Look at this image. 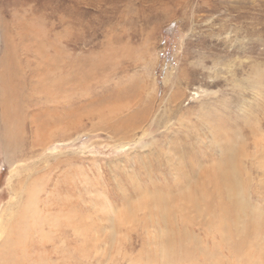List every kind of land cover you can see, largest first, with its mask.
<instances>
[{"label": "rangeland", "instance_id": "1", "mask_svg": "<svg viewBox=\"0 0 264 264\" xmlns=\"http://www.w3.org/2000/svg\"><path fill=\"white\" fill-rule=\"evenodd\" d=\"M43 43L54 45L51 55H56L61 47L71 56L83 54L93 59L91 54L102 51L104 46L115 45L126 51L129 46L140 44L146 51V46L147 54L129 52V61L137 60L139 65L126 70V74H144L146 86L141 105L148 103L152 112L149 120L142 121L133 132L132 139L123 140L128 132L122 130L116 135L110 127L89 132L92 125L84 120L85 129L58 134L57 139L40 143L34 150L28 124L24 136L17 134V152L11 154L14 161L0 150V216L17 201L14 184L22 175L40 173L57 159H69L84 169L85 177L84 180L72 174V179L77 176L74 184L81 188L78 192L72 185L81 196L85 226L78 235L72 230L70 264H162L171 256L163 242H172V238L176 245L180 239L176 236L178 229L164 241L157 229H165L166 222L155 220L145 232V240L142 234L132 233V224L123 220L128 208L120 200L118 190L133 191L127 174H141L135 159L146 154L148 145L157 138H189L208 150L225 145L231 139L229 133L237 140L235 146L240 155L236 154V161L251 168L245 175L238 164L236 170L242 169L240 179L245 186H252L250 199L264 211L262 145L261 154L256 151L254 157L253 153V145L264 134V0H0V62L10 51L11 71L20 75L26 98L33 99L37 92L33 89L35 78L23 56ZM30 58L32 65L38 60L35 53ZM96 59H87L84 73L93 72V65L100 67V59ZM124 73L121 70L119 77ZM101 76L102 67L88 79L86 92L101 95L102 89L92 85L93 79ZM6 91L8 87L0 78V113ZM224 116L227 121L222 119L218 124L229 133L223 131L227 134L215 139L207 124L214 121L216 126V121ZM244 151L252 158L248 160ZM219 157L221 154L217 153L215 158ZM209 160L210 157L206 162ZM58 166L53 178L42 175L35 179L40 188L50 191L56 186L59 170H66L65 164ZM22 226L28 228L25 218ZM198 234L205 238L203 232ZM211 237L205 240L209 248L214 245L208 240L218 246L229 243L215 231ZM245 239L242 247L247 248L248 254L243 255H249L253 264H264V231L258 230ZM232 240L236 243L235 238ZM226 256V261L236 264L228 252ZM51 257L46 249H40L26 258L29 264H47Z\"/></svg>", "mask_w": 264, "mask_h": 264}, {"label": "bare ground", "instance_id": "2", "mask_svg": "<svg viewBox=\"0 0 264 264\" xmlns=\"http://www.w3.org/2000/svg\"><path fill=\"white\" fill-rule=\"evenodd\" d=\"M142 46H129L128 51L122 47L116 48L115 45L104 46L102 51L91 54L93 59L83 54L71 56L67 49L61 47L57 48L56 55H51L54 45H37L23 56V61L31 68L30 72L36 81L33 89L37 93L33 99L24 97L20 75L11 71L9 51L0 62V78L8 87V92L1 100L0 150L14 161L11 154L16 155L17 152V134L24 136L28 124L34 137L33 150L40 143L54 141L58 134L68 135L70 131L85 129L88 123L92 125L89 132L110 127L116 135L126 130L128 133L122 136L123 140L132 139L133 132L141 126L142 121L146 123L149 120L152 112L148 103L141 105L146 86L144 74H126V70L135 69L139 65L135 59V62L129 61V52L140 55L139 52L143 51V54H147L146 46V51ZM31 53L38 57L34 65L31 63ZM88 58L94 61L100 59V67L93 65V72L84 73L87 71ZM101 67L103 76L95 77L92 83L94 88L102 89L101 95L86 92L88 79ZM20 69L22 72V64ZM121 70L126 74L123 77H119ZM112 83L114 86L108 87ZM222 119L227 121L224 116L216 121V126L214 121L207 124L215 139L220 134L225 135L223 131L229 133L228 129L218 124ZM84 120L87 124H84ZM228 136L231 139H227L221 148L213 146L208 150L203 149L197 140L189 138H157L148 145L146 154L135 159L136 168L142 170L141 174L135 175L133 171L127 174L133 191L128 193L118 190L120 200L128 208L123 220L132 224L129 227L132 233L142 234L145 240L144 234L154 225L155 220L166 222L165 229L157 227L158 232L164 235V241L178 229L176 236H180V239L176 245V240L172 238V242L169 240L167 244L163 242V245L162 239L159 240L162 246H167L166 249L171 251V256L162 264H232L226 261L227 252L236 264H253L249 255H243L248 252L242 245L246 242L245 238L251 237L254 232L264 231V211L258 209L250 199L251 185L245 186L246 183L240 179L242 169L237 171L236 166L239 164L240 168H244L242 172L245 175L251 168L236 161V154H239L235 146L237 140L230 133ZM261 145L264 152V134H261V141L253 145L254 157L256 151L262 153L259 151ZM31 151L32 148L29 153ZM216 151L221 154V158H215ZM244 153L248 160L252 158L247 151ZM201 157L206 160L210 157V160L206 162ZM55 161L40 173L22 175L14 184L17 201L0 216V264H29L27 255L40 249H46L55 257V261L51 257L47 264H70L69 255L74 244L72 230H76L78 235L83 233L85 226L80 207L81 196L73 187L77 176L85 180L84 169L69 159ZM58 163L65 164L66 170H59L56 186L50 191L45 187L40 188L35 179L42 175L53 178L58 172ZM72 174L77 176L72 179ZM75 187L78 192L81 191L79 185ZM254 197L255 194L252 199ZM23 218L28 224L26 230L22 226ZM214 231L225 243H229L218 246L213 240H208L214 245L209 248L205 240L207 237L211 239ZM201 232L205 238L198 234ZM232 238H235L236 243ZM262 248L264 252V241ZM263 252L261 254L264 256Z\"/></svg>", "mask_w": 264, "mask_h": 264}]
</instances>
